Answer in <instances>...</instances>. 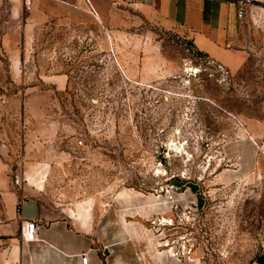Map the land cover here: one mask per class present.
<instances>
[{
  "label": "rangeland",
  "instance_id": "obj_1",
  "mask_svg": "<svg viewBox=\"0 0 264 264\" xmlns=\"http://www.w3.org/2000/svg\"><path fill=\"white\" fill-rule=\"evenodd\" d=\"M244 4L247 62L238 72L143 17L102 36L41 29L17 55L3 50L0 32L9 188H20L19 171L58 203L113 205L137 264H258L264 147L252 173L218 179L233 168L223 156L229 142L252 131L264 144V2Z\"/></svg>",
  "mask_w": 264,
  "mask_h": 264
},
{
  "label": "crops",
  "instance_id": "obj_2",
  "mask_svg": "<svg viewBox=\"0 0 264 264\" xmlns=\"http://www.w3.org/2000/svg\"><path fill=\"white\" fill-rule=\"evenodd\" d=\"M245 1L0 0V32L5 36L2 47L17 55L29 43V36L41 29L66 26L79 29L83 35L102 36L104 27L143 17L165 30H179L208 60L238 72L247 62V51L239 37V11ZM257 136V132L247 131L224 147L223 156L232 161L233 168L218 174L221 183L228 176L249 175L257 168L256 147H264L258 144ZM4 157L1 150L0 264H83V253L89 264H137L139 248L134 242H126L124 216L119 209L110 208L113 205L108 203L88 204V208L61 204L47 197L42 185L34 187L25 181L13 191L8 186ZM82 209L85 213H78ZM28 220L38 224L39 239L33 242H24L21 236L22 225ZM258 264H264V250Z\"/></svg>",
  "mask_w": 264,
  "mask_h": 264
},
{
  "label": "built area",
  "instance_id": "obj_3",
  "mask_svg": "<svg viewBox=\"0 0 264 264\" xmlns=\"http://www.w3.org/2000/svg\"><path fill=\"white\" fill-rule=\"evenodd\" d=\"M90 7H91V10H92V13L93 14H97L95 8L90 4ZM242 8H240V11H239V16L241 17L242 16ZM221 68H223V66H220ZM14 177H13V183L15 186H21L24 181H25V176H24V173L23 172H19V171H16L14 172ZM168 192V198L171 202L175 201V198H174V195L173 193L169 192V190H167ZM21 236H22V240L24 242H33V241H36L38 240V224L36 221L34 220H28L26 221L23 225H22V228H21ZM82 257V263L83 264H89V258L87 256V254L83 253L81 255Z\"/></svg>",
  "mask_w": 264,
  "mask_h": 264
},
{
  "label": "trees",
  "instance_id": "obj_4",
  "mask_svg": "<svg viewBox=\"0 0 264 264\" xmlns=\"http://www.w3.org/2000/svg\"><path fill=\"white\" fill-rule=\"evenodd\" d=\"M198 55L200 56H204L201 52L197 51Z\"/></svg>",
  "mask_w": 264,
  "mask_h": 264
}]
</instances>
